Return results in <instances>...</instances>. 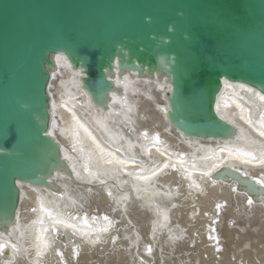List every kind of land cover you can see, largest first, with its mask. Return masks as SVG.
<instances>
[{"label": "bare ground", "instance_id": "obj_1", "mask_svg": "<svg viewBox=\"0 0 264 264\" xmlns=\"http://www.w3.org/2000/svg\"><path fill=\"white\" fill-rule=\"evenodd\" d=\"M53 60L54 67L48 68L47 131L59 144L53 157L62 164V170L52 172L48 186L16 181L20 200L15 223L0 218V240L7 244L0 252V264H264V186L256 183V178L264 176V165L228 158L226 151H219L224 145H235L258 154L264 145V137L240 118L236 107L241 104L259 121L264 104L247 91L250 86L222 81L216 112L232 124L229 138H190L172 127L166 116L169 84L163 72L120 73L114 64V71L107 72L113 87L105 107L91 100L83 88L80 68L72 67L63 54H55ZM73 112L105 153L126 161L123 166L101 159L83 129H78L82 143L74 148L77 129ZM240 129L247 140L237 139L242 134ZM157 134L159 144L154 142ZM215 154L225 157L221 167L204 175ZM50 165L56 168L53 162ZM141 169L149 180L138 179ZM153 169H159L155 175H151ZM244 173L255 191L245 187ZM249 197L251 205L247 203ZM41 200L65 218H77L78 229L87 230L83 225L86 216L93 227L108 230L92 233V238L99 235L100 241L91 244L78 230L64 225H57V232H53L46 218L44 227L49 231L45 235L50 243L37 256L35 236L40 226L33 221L44 215L39 211ZM218 204L222 206L219 209ZM113 237H117L115 243ZM210 237L219 238V250L216 239ZM13 243L20 249L15 254ZM75 245L79 255L73 254ZM147 246H151V254Z\"/></svg>", "mask_w": 264, "mask_h": 264}, {"label": "water", "instance_id": "obj_2", "mask_svg": "<svg viewBox=\"0 0 264 264\" xmlns=\"http://www.w3.org/2000/svg\"><path fill=\"white\" fill-rule=\"evenodd\" d=\"M55 54L105 107L114 64L163 72L171 126L227 139L233 126L216 112L222 81L264 94V0H0V218L13 224L16 181L48 186L62 170L47 131Z\"/></svg>", "mask_w": 264, "mask_h": 264}, {"label": "snow or ice", "instance_id": "obj_3", "mask_svg": "<svg viewBox=\"0 0 264 264\" xmlns=\"http://www.w3.org/2000/svg\"><path fill=\"white\" fill-rule=\"evenodd\" d=\"M127 77H125V81H127ZM225 83H227V81H225ZM240 88H245V85H239ZM247 91L254 93V95L259 99V101L264 104V94L260 93V92H256L255 89L253 88H247ZM224 105L225 107L228 106V101L225 100L224 101ZM125 106L127 107V104L125 102ZM236 107L240 110V118L242 120H244L248 125L256 127L257 131L259 132V135L261 137H264V108H262L260 110V116H259V121H256L252 118L250 112L248 109H246L245 107H243L241 104L237 103ZM217 110L219 111V104L217 105ZM165 111H167L165 109ZM72 119L75 122L76 125V131H74V136L77 138L76 142L74 144V148L76 147V144H81L82 141L79 139V131L78 129H83L84 133L87 134L88 138H90L92 140V143L95 145V149L99 151L100 153V158L103 159L106 163H117L120 164L121 166H123L126 161L124 160H117V158L112 155L111 153H105L104 148L101 147V145L96 141L95 137L92 136V133L88 130L87 127H85V125L83 123H81V121L76 117L75 113L73 112L72 114ZM101 122V121H98ZM102 123V122H101ZM240 132L242 133L240 136L237 137V139L240 140H247L248 138L246 136L243 135V129H240ZM50 134V133H49ZM144 135H147V133L145 132ZM154 142L159 144L161 143L160 139H159V135L157 134L154 137ZM251 143H255V141H251ZM131 146V145H130ZM80 151L83 152L84 149L83 147L80 148ZM221 153L222 152H227L228 153V158H231L233 156L238 157V158H242L244 160L245 163H251V162H258L262 165H264V145H261L259 152L257 154L256 151L253 150H247L243 147L240 146H229V145H224L223 147L220 148L219 150ZM90 158V156H89ZM66 159H71V157H67ZM203 159H208V157H203ZM225 159V157L220 156L218 154L213 155L212 157V165L211 167L204 172V175H211L212 172L216 171L218 168L221 167L223 160ZM180 162L181 164L184 163V158H183V154H180ZM168 165L165 164L164 167H167ZM85 170H88V165L85 164ZM173 167H175V165H173ZM192 167H195V164H192ZM159 169H153L151 171V175H155L156 172ZM73 171L75 172V168L73 167ZM144 169L140 170V173L138 175V179L141 180H149L150 176L149 175H143L142 173L144 172ZM236 171H239V169H236ZM76 175L79 177V173H76ZM90 175L92 176H96L97 173L96 172H91ZM190 175V173H189ZM244 179H243V183L245 185V187H247L249 189V191H255L256 188L253 184L249 183V177L247 175V173L243 174ZM256 183L264 186V176H261L259 178H256ZM109 195H111V192H109ZM247 203L249 205H251L253 203V200L251 197L248 198ZM217 209H219L220 207H222L221 205H217L216 206ZM33 211H36V209H33ZM39 211L41 213L44 214V216H46L48 218V221H50L49 227L51 228V230L53 232H57V225H64L65 227H69L72 228L74 230H78L79 234L88 242H90L91 244H96L100 241V236L96 235L95 238H92V233H100V232H105L108 230L107 227H101V226H96L93 227L91 224H89L88 222V218L85 216L83 218V225L86 226L87 230L84 229H78V225L74 222H71L68 218H65L63 215H61L60 213H55L52 210H50L49 208L45 207L43 201L41 200L40 202V208ZM18 216V214H17ZM77 218L73 217L72 220H75ZM93 219H97L96 217H93ZM165 219H167V217H165ZM103 220L108 224L111 225L112 221L109 219L108 216H104ZM33 224L35 225H39V229H38V234L35 236V247H36V254L37 256L42 255L43 251L49 246L50 241L46 238V233L49 231L48 227H44L45 224V220L43 217L33 221ZM153 231L155 232V224L153 227ZM214 231V229H213ZM21 236H23V232L21 233ZM113 243H115V240L117 239V237H113ZM210 239H216L217 241V250H219V238L218 237H210ZM7 247V244L0 240V252L3 251V249ZM11 247L13 249L14 254L16 252H19L20 249L18 248L17 244L13 243L11 244ZM147 251L149 252V254H151V246H147ZM57 254L61 256V258H63V255L61 252H59V250H57ZM73 254L74 255H79V246L75 245L73 248ZM143 264V262H142Z\"/></svg>", "mask_w": 264, "mask_h": 264}]
</instances>
